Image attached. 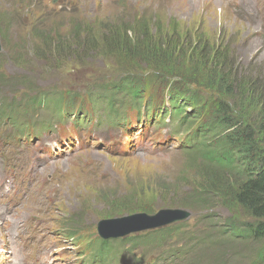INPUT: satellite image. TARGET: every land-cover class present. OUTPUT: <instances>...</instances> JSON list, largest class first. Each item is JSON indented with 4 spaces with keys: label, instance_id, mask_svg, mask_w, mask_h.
Masks as SVG:
<instances>
[{
    "label": "rangeland",
    "instance_id": "rangeland-1",
    "mask_svg": "<svg viewBox=\"0 0 264 264\" xmlns=\"http://www.w3.org/2000/svg\"><path fill=\"white\" fill-rule=\"evenodd\" d=\"M58 1L61 4L67 0ZM72 1L76 5L67 10L69 12L62 11V7L57 12L55 8L59 5L52 7L48 0H0V74L5 76L0 79V84H4L0 86V103L6 107L13 106L9 116L14 112L20 113V105L28 109L31 101L28 102L27 94L35 90L47 92L46 105L48 102L51 105L56 95L61 96L68 90L100 95L102 81L118 76V71L111 70L113 62L104 60L97 53L85 55L76 50L72 38L83 25L96 30V36H100L107 25L119 26L124 21L131 23L143 15L150 19L149 32L154 38L165 33H175L180 37V47L187 55V72L211 85L200 87L198 92L194 86L183 85L178 79H173L171 96L181 94L177 98L181 101L180 110L185 115L184 119L189 122L186 129L196 123L200 130L205 127L202 124L206 123V109L210 104L225 101L234 108L238 103L251 113L256 109L247 97L252 96L263 103L264 0ZM21 19L25 20L24 24ZM50 29L60 32L65 38L60 41L64 51L69 54L68 59H51L48 51L38 57L34 52L41 33ZM198 33H202L208 43L217 48L224 60L217 69L214 64H210L212 61L188 54L192 42L199 40V35L196 36ZM77 54L84 57L82 63L73 62ZM228 74L230 77H227ZM18 81H25L26 85ZM219 83H222L223 92L216 88ZM187 89L195 91L193 93L198 101L183 94ZM226 90L231 92L226 94ZM5 112L0 107V118L4 117ZM41 113L44 118L52 115L46 108ZM0 122L9 124L4 118ZM17 125L21 126L20 123ZM106 125L89 126L86 129L72 127L69 129L72 136L67 140V133L62 126L31 142L18 140L14 136L13 143L17 142V147H12V142L6 141L8 136H12L9 127L3 126L1 130V185L8 179L12 187L24 189L23 185H32L27 175V165L17 162L18 148L26 151L29 157L35 155L40 160V163L35 160L29 171L32 180L36 175L46 180L47 191L43 194L47 201L43 206V214L34 212L35 226L29 227V230L40 247L50 249L52 261L50 259L49 264H71L53 259L60 250L68 247L74 250L72 241L65 238L73 239L74 233L83 232L96 250L100 240L94 235L99 236L98 225L102 221L123 219L129 215L127 213L141 212L143 208L154 212L158 209H183L189 211L190 216L182 221L108 240L97 255L86 250L81 255H75L76 251L71 255L60 251L57 256H70L73 264H190L191 260L196 259L206 264L210 259L220 260L225 255L222 251L226 250L227 255L221 258V263L208 264L251 262L255 243L242 239L230 240L221 231L225 228L226 220H249L235 202L218 200L213 215L210 214L211 209L194 210L190 206L187 199L191 191L189 185L197 184L198 181L192 177L194 169L190 167L197 161L194 162L197 152L179 146L176 136L164 138L171 129L176 134V127L169 124L152 133L149 128H140L132 118L128 125L132 145L127 149V137L118 144L121 127L118 124ZM179 133L183 134L184 130ZM213 133L205 132L206 142L212 141ZM155 139H165V142L160 145L155 143ZM153 144L158 146L153 147ZM37 169L42 170L39 172ZM127 193H133L134 197L119 202L108 200L110 196ZM25 196L27 205H30L32 197L29 194ZM206 221L213 224L207 225ZM207 226L218 229L214 232L211 230L209 236L216 238L214 243L208 238V241L202 242L200 238L210 230ZM73 227L78 228L76 232L72 230ZM158 229L167 230L165 239L156 236ZM149 234L155 235L152 239L145 238ZM2 239L0 228V264H12ZM78 244L75 246L77 250L80 249ZM179 249L181 253L176 252Z\"/></svg>",
    "mask_w": 264,
    "mask_h": 264
},
{
    "label": "trees",
    "instance_id": "trees-1",
    "mask_svg": "<svg viewBox=\"0 0 264 264\" xmlns=\"http://www.w3.org/2000/svg\"><path fill=\"white\" fill-rule=\"evenodd\" d=\"M149 20L143 15L138 19H134L131 23L124 21L119 26L107 25L105 32L100 36H96V30L83 25L77 30L74 37L72 36L76 50H80L85 55L95 52L104 60L112 61L114 66L110 69L118 71L116 73L118 76L106 82L102 81L103 89L100 91L108 95L111 93L110 98L120 96L128 101L129 107L134 106L139 111L143 107L142 103L144 106L150 103L151 108L159 107L157 103H153V98H156L154 95L160 96V98L161 95H167L171 103L179 101L177 97L181 94L171 96L173 90L170 89L174 87L172 86L174 78L178 79L183 85L194 86L198 92L200 87L211 86L198 80V78H194L192 74L187 72L185 59L187 55L183 53L180 47V37L175 33H165L163 36L154 38L149 32ZM196 36L199 40L192 42L188 54L212 61L210 64H214L215 69H217L219 64L224 62L218 54L217 48L211 46L202 33H198ZM60 39L65 38L60 32L53 29L46 31V33L42 32L39 36L40 42L35 47L34 52L38 57H42L48 51L47 53L51 59H68L69 54L62 48ZM73 58H75L73 62L82 63L84 61V57L78 54ZM227 77H230V75L228 74ZM4 78V74H0V79ZM18 82L26 85L25 81ZM219 84V87L216 88L218 91L223 92L222 83ZM1 85L4 84L1 83ZM193 92L195 93V91L187 89L183 94L188 95L191 99L193 97L192 100L194 101H198ZM230 92V90H226V94ZM63 94L66 95L68 101H75L77 93L75 90H68ZM84 94L90 96L89 93L84 92ZM33 98H28V102L31 101L32 107H34L33 103H40L39 101H41L40 99L33 102ZM99 98H102L101 93ZM247 98L254 103V109H256L254 111L256 112L252 111L250 113L247 108V110H244L242 105H238V103L233 108L229 103L221 101L217 104H210L206 109V123L202 124V126H205L202 130L199 129L198 123L192 125L194 126L193 129L190 128L191 126L187 128L197 141L193 148H187L197 152L194 162L197 161L190 168L194 169L192 177L198 180L197 184L191 183L189 185L191 191H189L187 199L194 210L211 209V215H213L215 202L218 200L227 199L235 202L249 217V220L241 222L226 220L225 228H222L221 231L230 240L253 241L255 247L253 258L249 264H264V98L263 103L260 99L254 100L252 96ZM52 102H54L53 99ZM168 103L162 102L160 104L159 114L149 123L159 122L162 118V110ZM180 103L181 101L172 104V108L181 123H189L184 119L185 115L180 110ZM27 110L20 105L18 111L24 113ZM110 110H115L112 99L110 100ZM68 114L75 115V110H69ZM146 116L152 117L153 115ZM121 122L124 121L121 120ZM206 131L214 132L211 142L205 141ZM192 143L193 141H189L190 145ZM154 190L151 191L155 192ZM130 197H134V194L113 195L108 197V200L119 202ZM143 211L153 212L148 208H143ZM207 221V225L213 224L211 221ZM207 227L210 230H207L200 238H202V242L209 240L214 243L216 238L209 236L211 230L214 232L217 228ZM76 229L78 228L73 227L72 230L76 231ZM166 233L167 230L158 229L156 236L159 239H165ZM154 235L149 234L145 238L152 239ZM102 241L100 239L99 252H102L101 248L104 245ZM132 243L135 244L136 242L132 241ZM247 245H249V242ZM222 252L225 255L221 258L226 257V250ZM221 258L220 260L210 259L206 264L210 262L221 263ZM189 263L205 264L200 263L197 259L191 260Z\"/></svg>",
    "mask_w": 264,
    "mask_h": 264
},
{
    "label": "water",
    "instance_id": "water-1",
    "mask_svg": "<svg viewBox=\"0 0 264 264\" xmlns=\"http://www.w3.org/2000/svg\"><path fill=\"white\" fill-rule=\"evenodd\" d=\"M187 216L188 212L183 209H159L153 214L135 213L125 216L123 219L102 221L98 225V233L105 239L109 237H124L132 232L168 225Z\"/></svg>",
    "mask_w": 264,
    "mask_h": 264
},
{
    "label": "bare ground",
    "instance_id": "bare-ground-1",
    "mask_svg": "<svg viewBox=\"0 0 264 264\" xmlns=\"http://www.w3.org/2000/svg\"><path fill=\"white\" fill-rule=\"evenodd\" d=\"M176 79V78H175ZM54 91V90H53ZM48 99V98H47ZM46 99V100H47ZM52 99V98H51ZM46 100L44 101V102H46ZM48 104H49V102H48ZM0 107L3 109V110H5L6 111V114L8 115V113H9V111L13 108V106L12 105H10L9 107H6V106H3L2 105V103H0ZM10 108V109H9ZM9 116V115H8ZM2 118H4V121H8V118L4 115V117H1L0 118V120L2 119ZM18 124V123H17ZM17 124H14L13 123V125L14 126H19V125H17ZM156 124H157V122L155 121L154 123H149V122H147V125H152V126H156ZM165 142V140H161L160 142H158V144H163ZM154 146H158V145H155V144H153V147ZM60 168V167H59ZM38 171H40V169H37ZM38 171H35V173L36 174H38L39 172ZM38 172V173H37ZM75 182V181H74ZM49 193V192H48ZM53 195V194H52ZM48 197V196H47ZM53 199V198H52ZM184 203V202H183ZM189 210V209H188ZM0 228H1V230H3V229H5V227H3V226H0ZM6 231V230H5ZM8 231V230H7ZM7 234L9 233V231L8 232H6ZM66 234V233H65ZM68 234V233H67ZM102 239H105V238H103L102 237ZM197 258V257H196ZM10 260V259H9ZM11 261V260H10ZM11 263L12 264H18V263H16V262H14V261H11ZM27 263H29V264H31L32 262L31 261H29V260H23L22 261V263L21 264H27Z\"/></svg>",
    "mask_w": 264,
    "mask_h": 264
},
{
    "label": "clouds",
    "instance_id": "clouds-1",
    "mask_svg": "<svg viewBox=\"0 0 264 264\" xmlns=\"http://www.w3.org/2000/svg\"><path fill=\"white\" fill-rule=\"evenodd\" d=\"M177 209V208H176ZM159 210V209H158ZM157 210V211H158ZM168 210V209H167ZM177 210H179V209H177ZM157 211H153L152 213H149V212H146V211H141V212H133V213H127V214H129V215H132V214H135V213H147V214H153V213H156ZM187 211V210H186ZM187 212H189V211H187ZM190 216V215H189ZM188 217V216H187ZM185 219V218H184ZM154 229V228H153ZM132 233H136V232H132ZM131 234V233H130ZM108 240H117V238L116 237H114V238H110V239H106V240H103L102 241V243L103 244H105ZM99 250V248H97L96 249V251H98ZM102 251V250H101ZM98 253H100L99 251H98Z\"/></svg>",
    "mask_w": 264,
    "mask_h": 264
}]
</instances>
